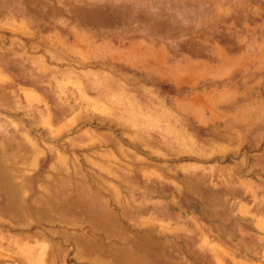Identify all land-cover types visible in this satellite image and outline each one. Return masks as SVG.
Returning <instances> with one entry per match:
<instances>
[{
  "label": "rangeland",
  "instance_id": "obj_1",
  "mask_svg": "<svg viewBox=\"0 0 264 264\" xmlns=\"http://www.w3.org/2000/svg\"><path fill=\"white\" fill-rule=\"evenodd\" d=\"M256 217L264 0H0V264H264Z\"/></svg>",
  "mask_w": 264,
  "mask_h": 264
},
{
  "label": "crops",
  "instance_id": "obj_2",
  "mask_svg": "<svg viewBox=\"0 0 264 264\" xmlns=\"http://www.w3.org/2000/svg\"><path fill=\"white\" fill-rule=\"evenodd\" d=\"M144 57H146V56H144ZM158 66H156V69H158L157 68ZM169 71H176V72H178V69L177 68H175V70H172V69H169ZM165 73H167V70H166V72ZM169 74H173L172 72H170ZM213 105H214V103H211V104H209L208 105V107L209 108H212L213 107ZM193 111H195V109H193ZM254 225L258 228V229H260V230H262V231H264V217H256L255 219H254Z\"/></svg>",
  "mask_w": 264,
  "mask_h": 264
}]
</instances>
